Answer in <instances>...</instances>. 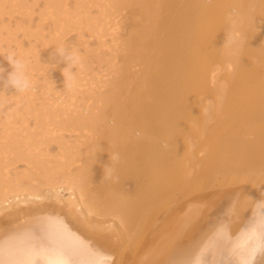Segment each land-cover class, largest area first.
<instances>
[{"label":"bare ground","instance_id":"obj_1","mask_svg":"<svg viewBox=\"0 0 264 264\" xmlns=\"http://www.w3.org/2000/svg\"><path fill=\"white\" fill-rule=\"evenodd\" d=\"M93 2L45 0L50 37L15 54L31 89L0 85V264H264V0Z\"/></svg>","mask_w":264,"mask_h":264},{"label":"rangeland","instance_id":"obj_2","mask_svg":"<svg viewBox=\"0 0 264 264\" xmlns=\"http://www.w3.org/2000/svg\"><path fill=\"white\" fill-rule=\"evenodd\" d=\"M52 1H54V0H52ZM90 0H86L85 1V4L84 5H86V6H82L81 8L79 7V8H77L78 6H75V5H77V3H76V0H68V3H69V8H70V10L69 11H72V13H73V10H74V12L76 13H80L79 15L77 14L76 16H80L81 17V19L83 20V22H85L86 21V19L87 18H89L88 19V21L90 22L91 21V19L92 20H94V18L93 17H95V19L96 20H98V16H97V14L99 15V13H100V11H99V8H98V6H97V4L96 3H94L93 2V0H91L90 2H89ZM26 3H29L30 5H31V3H32V7H33V9H31V11L33 10V15L31 16V17H27V16H24V14H22V16H21V14H17V13H15V14H10L9 12L12 10V8H13V6H11L10 4H6V12H8V14H5L4 16H2V15H0V30H2V32H3V34H4V36H5V33H7V30L6 29H4V28H6V27H9V28H11V31L14 29V31L12 32L13 33V35H12V37H13V39L16 41H14V42H11V46H9L10 45V43H3V47H4V49L6 50L3 54H4V56H3V60L2 61H4V63H5V65H7L8 63H7V61L5 60V58L7 57V56H9V54H8V50H10L12 53H14V55L17 53V43L19 44V43H21L25 48L24 49H29L30 48V46L34 43H36L35 42V40H37V37L35 38V36L34 37H29V36H26V33H29V32H32L31 31V29L33 30V31H35L37 28H38V26L39 25H43V28L44 29H42V31H43V34H44V36L46 37V36H48V37H50V32L53 30L52 28H53V26H54V21H53V19H51V18H46V20H45V18L44 17H41V19L42 18H44V20L42 19H40V15H41V12H46V10H44L43 9V7L45 8V6H44V3H45V0H27V2ZM39 3V4H38ZM87 3H88V5H87ZM75 4V5H74ZM94 6V7H92V6ZM87 6H89V7H91V9H89V7H87ZM74 8V9H73ZM76 8V9H75ZM86 8H88L89 10H90V12L89 13H87V14H85L86 13ZM93 8H95V9H93ZM9 9V10H8ZM80 9V10H79ZM76 10V11H75ZM40 12V15L38 14ZM74 13V14H75ZM83 13H84V15H83ZM91 13V14H90ZM88 14H89V16H88ZM93 14H94V16H93ZM92 16V18H90ZM85 18V19H84ZM30 20H31V24H30ZM48 20V21H47ZM45 21V22H44ZM95 21V20H94ZM126 21V20H125ZM28 22H29V24H28ZM39 24H38V23ZM42 22V24H40ZM52 22H53V24H52ZM129 22H131V21H127L126 22V24L124 23V24H122L121 25V30H120V37H125V38H127V35H128V33H129V30H130V23ZM8 25H7V24ZM26 24V25H25ZM35 24H37V25H35ZM28 25H30L29 27H27ZM32 25V26H31ZM20 26H23L22 27V29H21V27ZM35 26H37L36 27V29L34 28ZM27 30H26V29ZM25 29V30H24ZM47 29V30H46ZM5 30V31H4ZM16 30V31H15ZM50 30V31H49ZM29 31V32H28ZM48 31H49V33H48ZM45 32H46V34H45ZM73 32V31H72ZM70 33V35L68 34L66 37H65V46H66V49L67 50H69L70 52H73L74 50H76L75 48L77 47L78 48V45L80 44L79 42L77 43V41L79 40L78 39V37H79V35L77 34L78 32L77 31H75V33L73 32V33ZM15 33V34H14ZM17 38V40H16V38ZM47 38V37H46ZM111 37L110 36H108L106 39H107V41H108V43H112L111 41V39H110ZM29 39H30V41H29ZM32 39V40H31ZM77 39V40H76ZM19 40V41H18ZM95 40V41H94ZM33 41V42H32ZM31 42V43H30ZM67 42V43H66ZM114 43V42H113ZM112 43V44H113ZM88 44H89V47L93 50V52L96 50L95 49V46H97V48H98V41L95 39V38H90L89 39V41H88ZM97 44V45H96ZM16 45V46H15ZM38 47H41V43H38ZM94 47V48H93ZM9 48V49H8ZM80 49H82V52H84V54L86 53L85 52V48H82V47H79ZM85 49V50H84ZM16 56V55H15ZM90 60V61H89ZM89 62L90 63H94V59H93V57H90L89 58ZM95 65H96V63H94ZM48 74H49V78H50V82L52 81V82H57V84H61L62 83V75L60 74V73H58V71L56 70V71H52V67L49 69V72H48ZM41 78H39V80L41 81L42 80V76H40ZM10 95H12V96H15L16 95V91H14L13 89H11V92H8V97H10ZM1 98V97H0ZM0 100H2V98L0 99ZM23 106H25V103L24 102H22V103H20V104H18V107L20 108V107H23ZM71 140V139H70ZM54 152H56L55 150H54Z\"/></svg>","mask_w":264,"mask_h":264},{"label":"clouds","instance_id":"obj_3","mask_svg":"<svg viewBox=\"0 0 264 264\" xmlns=\"http://www.w3.org/2000/svg\"><path fill=\"white\" fill-rule=\"evenodd\" d=\"M52 55L58 60V62L65 63L67 65L63 70V76L66 83L69 77L75 76L73 69H75L78 65L82 67L78 53L70 52L69 50L61 47L55 49ZM5 60L10 66L11 71L8 72L5 77L4 73L6 70L3 67H0V85H2L3 88H11L16 92L21 93L31 89L32 84L26 72L25 62L17 58L14 54H10L5 58ZM135 135L138 139L143 137V133L140 131H137ZM162 147L166 148L167 145L164 144ZM110 159L118 161L119 154H113ZM261 250L264 251V249Z\"/></svg>","mask_w":264,"mask_h":264},{"label":"snow or ice","instance_id":"obj_4","mask_svg":"<svg viewBox=\"0 0 264 264\" xmlns=\"http://www.w3.org/2000/svg\"><path fill=\"white\" fill-rule=\"evenodd\" d=\"M255 252H253L252 256L249 259V264H251V259L254 258Z\"/></svg>","mask_w":264,"mask_h":264}]
</instances>
